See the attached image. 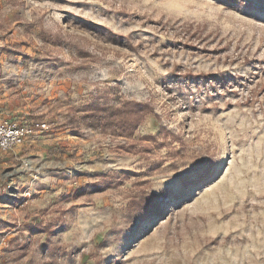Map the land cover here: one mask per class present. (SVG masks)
Returning <instances> with one entry per match:
<instances>
[{"label":"rangeland","instance_id":"1","mask_svg":"<svg viewBox=\"0 0 264 264\" xmlns=\"http://www.w3.org/2000/svg\"><path fill=\"white\" fill-rule=\"evenodd\" d=\"M4 119L43 132L0 153V264H264V0H0Z\"/></svg>","mask_w":264,"mask_h":264},{"label":"trees","instance_id":"2","mask_svg":"<svg viewBox=\"0 0 264 264\" xmlns=\"http://www.w3.org/2000/svg\"><path fill=\"white\" fill-rule=\"evenodd\" d=\"M85 115L82 121L91 128L101 129L106 131L111 129L122 136L132 138L139 128L146 122L151 115H156L152 105L140 103L136 101H123L117 106L111 105L101 98L94 99L89 105L84 108ZM80 123L76 115L71 116L68 126L71 129H76V125ZM150 199H158L157 196H143L134 201L133 205L137 208L138 221L143 222L148 215L152 214L150 210L153 207ZM154 207L157 206V202ZM40 225L36 226V228Z\"/></svg>","mask_w":264,"mask_h":264},{"label":"built area","instance_id":"3","mask_svg":"<svg viewBox=\"0 0 264 264\" xmlns=\"http://www.w3.org/2000/svg\"><path fill=\"white\" fill-rule=\"evenodd\" d=\"M43 125L39 122L22 124L10 119L0 121V153L13 152L18 147L37 142Z\"/></svg>","mask_w":264,"mask_h":264},{"label":"crops","instance_id":"4","mask_svg":"<svg viewBox=\"0 0 264 264\" xmlns=\"http://www.w3.org/2000/svg\"><path fill=\"white\" fill-rule=\"evenodd\" d=\"M46 153H47V151L42 152V153H41V156H40V158H39V160L41 161V164L44 163V166L49 168V165H50L51 163H53L54 158H56V157L52 158V157L50 156L51 154L48 155V154H46Z\"/></svg>","mask_w":264,"mask_h":264}]
</instances>
